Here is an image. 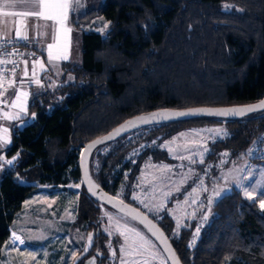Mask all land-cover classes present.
<instances>
[{
	"label": "trees",
	"instance_id": "obj_1",
	"mask_svg": "<svg viewBox=\"0 0 264 264\" xmlns=\"http://www.w3.org/2000/svg\"><path fill=\"white\" fill-rule=\"evenodd\" d=\"M95 17L107 21L106 32L83 34L81 64L65 67L70 81L34 94L28 105L34 120L14 129L11 144L0 150L15 159L0 176V258L13 222L37 185L65 186L81 179V150L91 140L158 109L245 105L264 98V0H103L77 25ZM217 119L149 126L132 141L128 136L137 132L103 145L109 150L93 153L91 176L117 196L129 171L120 197L134 205L130 196L143 163L174 162L159 148L162 142L200 120ZM228 121L230 135L214 145L217 151L237 153L264 142V112ZM142 145L136 163L126 160ZM102 206L82 185L76 225L91 237V246L72 264H84L93 254L102 262L108 259ZM213 209L211 223L194 246L174 234L175 221L167 214L151 218L183 264H264V210L258 199L250 201L233 190Z\"/></svg>",
	"mask_w": 264,
	"mask_h": 264
},
{
	"label": "rangeland",
	"instance_id": "obj_2",
	"mask_svg": "<svg viewBox=\"0 0 264 264\" xmlns=\"http://www.w3.org/2000/svg\"><path fill=\"white\" fill-rule=\"evenodd\" d=\"M87 29L94 30L92 27ZM95 30L105 29L98 25ZM57 79L46 77L39 86L28 83L32 86L30 90L26 89L27 85L18 87L2 112V146L6 148L11 144L14 129L21 130L34 120V115L28 117V105L33 95L54 85ZM25 91L28 94L23 93ZM197 126L186 128L162 142L159 148L165 149L174 162L153 163L150 159L144 162L130 196L134 206L149 217L161 220L162 215L170 216L175 221L174 234L188 238L190 246L198 242L202 231L211 223L216 202L233 190L241 191L250 201L258 199L259 207L264 210L259 203L264 192V144L261 139L242 152H219L214 145L229 137L231 123L226 119L200 120ZM136 132L128 136L127 141L141 133ZM144 149L142 145L133 150L126 160L132 159V163H136ZM108 150L107 147L97 149L96 156L106 154ZM255 159H263V162ZM9 160L11 164L7 163ZM14 160L0 154V176ZM128 175L129 171L123 173L124 179L117 192L119 198L128 187ZM81 186V179H72L65 186L37 185L11 226L10 239L3 248L0 264H72L85 249L89 237L81 226L76 225ZM102 211L107 225L104 231L110 239L105 244L109 257L102 262L93 254L84 264H169L151 236L137 223L107 207L102 206ZM15 237L20 239L13 243Z\"/></svg>",
	"mask_w": 264,
	"mask_h": 264
},
{
	"label": "crops",
	"instance_id": "obj_3",
	"mask_svg": "<svg viewBox=\"0 0 264 264\" xmlns=\"http://www.w3.org/2000/svg\"><path fill=\"white\" fill-rule=\"evenodd\" d=\"M8 2L14 3L15 7L5 6L6 0H0V40L10 42L16 38L24 39L26 36L25 40L28 43L16 47L18 54L1 61L3 65H8L13 73L8 80L0 82V123L1 116L4 114H2L4 105L10 102L12 95L21 85H27L26 89L30 90L32 86H28V83L39 86L46 77L58 78L54 85L46 86V88H56L70 81L71 73L65 72V67L81 64L83 34L90 32L102 34L108 27L103 17H95L94 21L88 24L77 25L78 19L90 11L99 9L103 0H71V7L63 28L54 21L22 14L38 10L34 7L38 0H8ZM98 25L105 30L97 32L95 29ZM88 27L94 30L90 31ZM50 44L53 45L52 57L49 56ZM57 55L61 57L66 55L67 59L54 58ZM44 89L42 88V91ZM23 93L28 94V91ZM2 142L3 138L0 137V150L5 149Z\"/></svg>",
	"mask_w": 264,
	"mask_h": 264
},
{
	"label": "water",
	"instance_id": "obj_4",
	"mask_svg": "<svg viewBox=\"0 0 264 264\" xmlns=\"http://www.w3.org/2000/svg\"><path fill=\"white\" fill-rule=\"evenodd\" d=\"M261 101H264V98L257 102H254L251 104H245V105L221 106V107L202 106V107H190V108H184V109H168V108L158 109L155 111L143 113L141 115L129 118L125 120L124 122H122L121 124H119L117 127H115L109 133L91 140L90 142L85 144V146L82 148L80 160H79V170L81 174L82 185L90 197H92L93 199H95L96 201L104 205L105 207L123 214L124 216L128 217L129 219L137 223L140 227H142L161 248L169 264H183V262L180 259L179 254L177 253V250L172 245L169 237L154 219L149 217L147 214H145L143 211H141L139 208L135 207L134 205L124 201L123 199L119 198L116 195H113L107 192L101 186L97 184V182L91 176V171H90L91 156L101 146L106 145L122 137H125L127 135H130L131 133L139 131L145 127L188 121V120L196 119V118H221V119H226V120H239V119H242V118L254 115V114L264 112V108H256V110H253V111H245L242 114L228 115V116H214V115L177 116V115H172V114L186 112V111L193 110V109H211V110L247 109L249 107L259 105ZM161 113L172 115V118L165 119L161 117L159 120L149 119L153 117L154 115L158 116ZM139 118H144V120H148L149 122H144V120H141ZM129 121H135V123L132 126L127 127L126 130L121 131V133L115 136L114 138L107 139V140L104 139L105 137H108L110 134L114 133L116 129L121 128V126L123 125H127ZM97 141H103V142L96 143ZM89 144L94 145V147L90 151L87 150ZM135 214H139L140 218L133 219V216ZM141 219H143L144 222H141ZM148 222H150V224ZM90 242H91V237L89 236L87 239V245L85 247L84 253L91 246Z\"/></svg>",
	"mask_w": 264,
	"mask_h": 264
},
{
	"label": "snow or ice",
	"instance_id": "obj_5",
	"mask_svg": "<svg viewBox=\"0 0 264 264\" xmlns=\"http://www.w3.org/2000/svg\"><path fill=\"white\" fill-rule=\"evenodd\" d=\"M5 6L15 7V4L9 3L8 0H6ZM34 7H36L38 10L27 12V13H22V14L23 15H34L37 17H41L45 20L54 21L56 24L60 25L61 28H63L64 21L67 19L68 12H69V9L71 7V0H38V3ZM69 31H70V29H69ZM17 35H19V33H17ZM24 39H27V37L25 36ZM52 47H53V45L50 44L49 45V56L50 57H52V52H51ZM54 58H56V59H59V58L67 59V56L64 55L61 57L60 55H57ZM17 99H19V97H17ZM256 108H264V101H261V103L259 105L252 106V107H249L247 109H228V110L193 109V110H189L186 112H180V113H176V114H172V115H177V116H185V115L228 116V115L242 114L245 111H253V110H256ZM172 115H167V114L161 113L158 116L154 115L153 117H151L149 119L159 120L161 117H163L165 119H170V118H172ZM139 119L144 120V118H139ZM144 122H149V121L144 120ZM134 123H135V121H129L127 125H123V126H121V128L116 129L114 131V133L110 134L108 137H105L104 139L107 140V139L114 138L115 136L119 135L121 133V131L126 130L127 127L132 126ZM3 131L7 132V129H4ZM102 142L103 141H97L96 143H102ZM93 147H94L93 144H89L87 150L90 151ZM7 163L11 164L12 161L9 160V161H7ZM238 186L242 187L243 185H238ZM93 194H95V193H93ZM245 195L249 196V198H253L251 196V194L248 192H245ZM259 203H260V206L262 208H264V192L261 193V199H260ZM137 218H140L139 214H135L133 216V219H137ZM141 222H144V220L141 219ZM148 223L150 224V222H148ZM131 231H134V229H132ZM13 235L15 236V234H13ZM137 235H139V233H137ZM19 239H20L19 237H15L13 243H15V241L19 240ZM113 254L115 255V253H113Z\"/></svg>",
	"mask_w": 264,
	"mask_h": 264
},
{
	"label": "built area",
	"instance_id": "obj_6",
	"mask_svg": "<svg viewBox=\"0 0 264 264\" xmlns=\"http://www.w3.org/2000/svg\"><path fill=\"white\" fill-rule=\"evenodd\" d=\"M27 43V40L21 38H16L10 42L0 40V82L8 80L13 73L8 65L6 66L1 63L2 59L13 57L18 54L16 47L27 45Z\"/></svg>",
	"mask_w": 264,
	"mask_h": 264
}]
</instances>
